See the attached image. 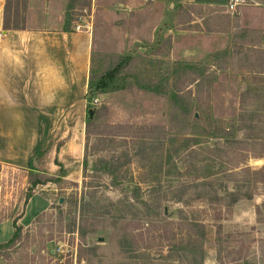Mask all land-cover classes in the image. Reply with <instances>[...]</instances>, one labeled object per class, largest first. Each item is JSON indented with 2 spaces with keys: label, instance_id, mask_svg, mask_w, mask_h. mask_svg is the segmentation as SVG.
Segmentation results:
<instances>
[{
  "label": "rangeland",
  "instance_id": "374dc122",
  "mask_svg": "<svg viewBox=\"0 0 264 264\" xmlns=\"http://www.w3.org/2000/svg\"><path fill=\"white\" fill-rule=\"evenodd\" d=\"M138 1L72 0L70 12L72 32L77 15L91 16L95 70L108 71L128 55L123 73L138 81L130 76L121 84L116 76L120 88L90 102L80 93L71 113H51L55 124L38 109L9 116L1 150L8 156L0 162V243L13 235V222L19 232L0 250V264H264V155L254 157L264 152V39L236 43L237 32L247 28L237 14L217 13L206 29L224 30L228 16L235 29L230 43L215 50L222 41L177 34L192 30L190 12L200 14L198 8L174 2L162 18L160 5ZM8 12L11 21L35 22L27 19L26 0H11ZM154 25L169 26L170 33L161 36L160 28L151 37ZM208 49L214 51L202 55ZM156 84L163 89L146 88ZM88 104L99 117L87 136ZM39 179L49 181L32 186ZM123 183L140 190L126 192ZM153 192L163 199L158 220ZM106 210L109 217L101 216ZM153 221L173 229L168 246L141 243ZM194 221L204 225L197 242L186 235Z\"/></svg>",
  "mask_w": 264,
  "mask_h": 264
},
{
  "label": "crops",
  "instance_id": "0c3cea01",
  "mask_svg": "<svg viewBox=\"0 0 264 264\" xmlns=\"http://www.w3.org/2000/svg\"><path fill=\"white\" fill-rule=\"evenodd\" d=\"M143 2L150 4L149 8L160 5L162 18L167 13L165 6L172 7L174 2L198 8L200 14L190 12L192 30L180 29L177 34L180 37L196 35L202 43L222 41L212 48L215 50L230 43L235 29L230 17L233 14H237L240 26L264 32V0H248L233 13L226 9L227 0H139L136 5ZM65 3V0H26L27 19L34 18L35 22L26 20L23 29L4 30L5 0H0V162L8 156L1 150L5 146L2 142L4 131L10 127L9 116L38 109L36 114H47L48 120L55 124L51 113L57 112L58 108L62 114L71 113L74 97L79 98L80 93L86 92L92 37L88 32L62 30ZM217 13L230 15L226 20L228 25L223 24L224 30L206 29L204 25H213L212 19ZM156 25L151 30V37L160 28L164 31L161 30L159 35L170 33L169 26L155 29ZM214 36L220 38L214 39ZM213 51L205 50L202 55L208 56ZM16 120L21 124L22 119Z\"/></svg>",
  "mask_w": 264,
  "mask_h": 264
},
{
  "label": "trees",
  "instance_id": "16d2710c",
  "mask_svg": "<svg viewBox=\"0 0 264 264\" xmlns=\"http://www.w3.org/2000/svg\"><path fill=\"white\" fill-rule=\"evenodd\" d=\"M118 1L119 0H112V3H109V2L108 3L109 4L121 3ZM10 3H11V0H5L4 15H3V29L7 30V29H23V28H25V22H22V24H20V23H17V21H15L16 19L11 21L10 14L8 12ZM72 8H74V6L72 4V0H68L66 12L64 14V23H63V27H62L63 31H72L71 30L72 29V25H71L72 15L70 13ZM263 35H264V32H262L259 29H248V28L245 29L244 28V29H241L237 32L236 37L238 38V40H236L235 42L239 43L240 40L245 41V40L251 39V38H253L254 40L256 39V40L261 41L262 39H264ZM256 43H258V41H256ZM256 43H253V45L256 46L257 45ZM235 49H237V48H235ZM225 53L226 52H224V54ZM215 56H218V54H216ZM211 58H212L211 59V61H212L214 59V56H211ZM94 59H95V56L92 54L90 57V68H89V74H88L87 89H86V92L84 94V99L88 102L92 101L97 95H101V94H105L108 92H113V91L118 90L120 87L118 86V84L115 83L116 82L115 80L117 79L116 76H120L121 84H124V83L126 84L125 80H126V78H128L130 76L136 77L135 75H129V73H127V71H125V73H123V69L127 68L130 65V61L132 60L131 56H128V55L118 56L116 61L113 62V65L110 67V69L108 71L103 72V73L97 72V70H95ZM190 68L194 69L193 66H190ZM172 70L175 73V71H177V67L173 68ZM168 77L169 76H168V72H167L165 78H163L164 81H166V78H168ZM136 81H138L137 77H136ZM147 86H146V88H149L150 90H153L156 92H159L163 89L162 84H160L159 86L156 84L154 88H153V85H147ZM98 117H99V114H98V111L95 109V107L88 104L85 107V133L87 136L90 133L88 131V128L93 124V122L95 120L98 119ZM263 155H264V152H259L256 155H254V157L255 158H262ZM154 180H155L154 178L151 179V181H154ZM47 181H49V179H41V180L39 179L37 181H32L33 182L32 186L37 185L39 183H45ZM115 182H118L117 178H115L113 184ZM125 184H129V183H123L122 188L126 192H130V193L132 192L135 194V193H137V191L140 190L139 187L130 188V189L125 188ZM236 190H237V186L234 187L233 191L235 192ZM164 196H166V195H164ZM92 197H94V196H92ZM134 197L136 200L139 199V194L137 196L134 195ZM174 198H175L176 202L182 201V198L180 196H176ZM162 200H163L162 197L158 193L156 194L155 192H153L152 198H151V201L153 204H152L151 208H152V212H153L152 217L154 220L159 219L158 209H160ZM124 201L125 202L123 205H125L126 210L127 209L130 210L133 205L126 202L127 201L126 199ZM110 205L113 208L115 207L112 204H110ZM114 209L116 210V208H114ZM109 214H110V210H106V212L103 211V213H101V216L109 217ZM113 216H115V214ZM165 222H167L166 224L168 225V221H165ZM153 226H154L153 230L147 232V234L149 236L146 239L141 238V243H143L145 248L152 247L153 244L155 242H157L156 246H158V248L161 249V248H164L165 246H168L169 243H166V242H173L175 240L174 239L175 233L173 232V229H170V228L166 229L167 226L161 227L160 225H158V223H155V221H153ZM178 226H180V230H182L181 229L182 225L178 224ZM13 229H14V232H13V235L11 236V238L6 242L0 243V250L8 247L10 244H12L16 240V238L18 236L19 228L16 227V224L14 222H13ZM158 232H160V233H158ZM203 232H204V225L200 221H194V222L187 223L186 235H188V238L190 240L197 242L198 241L197 239L199 238L198 235H200V234L202 235ZM156 233L158 234V236L154 235ZM179 245H180L179 247L181 248L182 243L180 242ZM235 260L236 259H233L232 261H235Z\"/></svg>",
  "mask_w": 264,
  "mask_h": 264
},
{
  "label": "built area",
  "instance_id": "2783aa9c",
  "mask_svg": "<svg viewBox=\"0 0 264 264\" xmlns=\"http://www.w3.org/2000/svg\"><path fill=\"white\" fill-rule=\"evenodd\" d=\"M248 2V0H227L226 9L229 12H235L236 9L244 5ZM91 16L89 15L86 17L84 14H80L76 16V19L74 21L73 30L75 32H90L91 30V22H90Z\"/></svg>",
  "mask_w": 264,
  "mask_h": 264
},
{
  "label": "water",
  "instance_id": "95a60500",
  "mask_svg": "<svg viewBox=\"0 0 264 264\" xmlns=\"http://www.w3.org/2000/svg\"><path fill=\"white\" fill-rule=\"evenodd\" d=\"M193 117L195 118V119H199V116H198V114L197 113H194V115H193ZM89 165H90V163H89ZM125 188H133V186L132 185H130V184H125ZM60 202H61V200H60ZM167 214V208H166V206L164 207V215H166Z\"/></svg>",
  "mask_w": 264,
  "mask_h": 264
}]
</instances>
